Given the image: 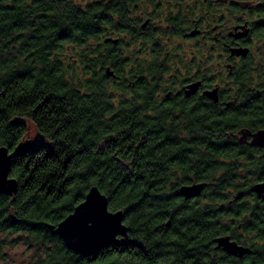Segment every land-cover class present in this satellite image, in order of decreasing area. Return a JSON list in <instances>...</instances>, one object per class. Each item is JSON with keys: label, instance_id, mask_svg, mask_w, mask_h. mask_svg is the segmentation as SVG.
<instances>
[{"label": "trees", "instance_id": "trees-1", "mask_svg": "<svg viewBox=\"0 0 264 264\" xmlns=\"http://www.w3.org/2000/svg\"><path fill=\"white\" fill-rule=\"evenodd\" d=\"M85 1L0 0V149L13 153L23 141L35 143L13 160L17 193L0 194V237L36 248L31 264H264V195L252 192L253 179L264 180V153L255 158L232 143L234 129L215 121L194 117L185 130L193 139L188 146L168 113L107 119L106 78L90 74L110 59L118 71L121 56L114 51L106 61L97 49L96 62L85 46L72 49L70 63L60 56L68 44L85 45L98 33ZM105 8L99 5L98 14ZM257 118L260 129L264 114ZM32 127L36 139H28ZM190 179L208 187L199 199H180L177 184ZM93 187L111 212L124 213L129 234L84 257L51 227ZM221 237L251 253L218 250Z\"/></svg>", "mask_w": 264, "mask_h": 264}, {"label": "flooded vegetation", "instance_id": "flooded-vegetation-1", "mask_svg": "<svg viewBox=\"0 0 264 264\" xmlns=\"http://www.w3.org/2000/svg\"><path fill=\"white\" fill-rule=\"evenodd\" d=\"M89 3L98 33L85 45L76 42L66 48L92 47L96 62L97 49L104 51L106 61L105 56L114 51L121 56L119 72L110 59L95 64L90 74L93 79L98 74L106 78L107 119L130 111L140 112L143 118L168 113L170 124L179 129L188 146L193 139L185 130L194 117L215 121L234 129L228 138L232 143L249 149L255 158L257 150L264 153V147L254 144V135L264 130L256 124L257 115L264 114V0ZM89 3L83 4L86 13ZM99 5L106 7L100 17ZM103 21L105 25L99 26ZM261 182L264 180L253 179V193ZM197 184L204 185L203 195L208 184L190 179L177 184L179 198L185 200L180 193L183 186Z\"/></svg>", "mask_w": 264, "mask_h": 264}, {"label": "water", "instance_id": "water-1", "mask_svg": "<svg viewBox=\"0 0 264 264\" xmlns=\"http://www.w3.org/2000/svg\"><path fill=\"white\" fill-rule=\"evenodd\" d=\"M254 144L264 147V130L254 135ZM34 146L32 140H27L20 143L13 153L6 148L0 149V194L12 196L17 193L18 182L10 178L13 160L22 157ZM203 189V184L183 186L180 193L186 200H191L200 197ZM254 191L264 195V182L255 185ZM124 222V213L111 212L107 196L98 187H93L83 203L57 228L51 227V230L64 241L68 250L84 257H91L104 249L118 245L119 238L128 236L129 229ZM215 243L218 245L217 249H223L239 258L251 253L250 249L232 242L230 237L218 238Z\"/></svg>", "mask_w": 264, "mask_h": 264}, {"label": "rangeland", "instance_id": "rangeland-1", "mask_svg": "<svg viewBox=\"0 0 264 264\" xmlns=\"http://www.w3.org/2000/svg\"><path fill=\"white\" fill-rule=\"evenodd\" d=\"M61 59L67 63H70L75 58L74 51L72 49H65L60 53ZM64 62V63H65ZM81 72V71H79ZM82 76V74H79ZM28 139H36L37 134L34 132L33 127L31 133L28 135ZM27 241L19 240L13 236H1L0 237V264H31L37 259L39 252L36 248L29 246Z\"/></svg>", "mask_w": 264, "mask_h": 264}]
</instances>
